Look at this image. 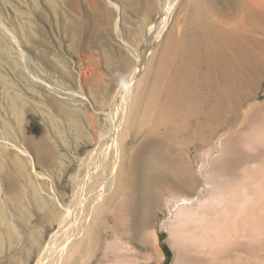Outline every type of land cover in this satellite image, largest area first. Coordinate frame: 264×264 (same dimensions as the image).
Segmentation results:
<instances>
[{
    "label": "bare ground",
    "instance_id": "bare-ground-1",
    "mask_svg": "<svg viewBox=\"0 0 264 264\" xmlns=\"http://www.w3.org/2000/svg\"><path fill=\"white\" fill-rule=\"evenodd\" d=\"M239 1L173 0L168 13H161V28L145 47L120 98L97 106L112 108L107 135L98 140L93 134L99 112L86 125L72 120L75 139L82 137L87 145H95L88 152L89 173L73 180L72 200L47 203L52 195H45L31 181L34 204L46 215L43 231L54 232L33 233L26 191L23 200L14 195L8 204L0 193L1 254L7 245V250L20 245L27 235L30 241L21 254L33 253L35 264H90L96 254L109 257L134 248L149 250L161 264L167 255L155 220L165 207L174 211L175 219L162 225L170 232L174 251L169 264H245V238L249 243L264 239V226L245 233L247 220L258 221L249 218L256 198L244 192L239 180L225 177L219 185H211L205 170L229 144L222 131L231 124L226 115L231 103L245 98L248 82L256 84L257 73L249 70L260 67L258 74L264 73V43L245 35V6L241 13L225 12L219 6L235 7ZM123 2L131 8L136 4V0ZM152 9L148 8L147 17ZM156 43L160 46L153 56ZM22 127L23 140L39 161L53 152L36 124L25 120ZM59 140L68 150V138L62 134ZM1 167L6 186H14L10 171ZM226 169L224 163L217 164L212 174ZM67 186H62V198ZM61 204L65 211H59ZM13 264H18L17 259Z\"/></svg>",
    "mask_w": 264,
    "mask_h": 264
},
{
    "label": "rangeland",
    "instance_id": "rangeland-1",
    "mask_svg": "<svg viewBox=\"0 0 264 264\" xmlns=\"http://www.w3.org/2000/svg\"><path fill=\"white\" fill-rule=\"evenodd\" d=\"M172 3L173 0H136L137 5L131 8L123 0H0V193L8 204L14 201V195L23 200L27 192L34 234L47 233L43 231L47 220L45 211L31 197V181L45 195L54 194L47 203L68 204L72 200L73 180L87 176L88 152L95 149L84 138L75 139L72 120H81L86 125L91 115L99 112L100 120L93 134L98 140L101 134L107 135L108 113L112 108L105 106L99 110L97 106L120 98L119 92L141 60L145 47L153 43L161 28L162 12L168 13ZM219 6L225 12L237 13L245 6V35L264 43V0H240L237 6L229 8ZM150 7L151 18L147 17ZM158 44L153 45V56ZM249 71L252 75L257 73L256 84L248 82L245 98L237 104L232 102L227 111L231 127L222 131L229 138L225 153L219 151L205 168L206 180L211 185H219L225 177L232 182L239 180L245 186L244 192L256 198L249 218L258 221L245 220V233L264 226V73L258 74L260 67ZM25 120L36 124L41 135L52 143L53 152L44 160L39 161L23 140ZM62 134L69 140L68 150L60 144ZM104 149L101 148L102 154ZM193 159L198 169L195 154ZM222 163L227 166L226 172L212 174V169ZM1 165L12 174L14 186H6ZM62 186L68 188L64 198ZM53 187L57 190L53 191ZM58 209L65 211L66 205ZM174 221V211L165 207L155 220L160 245L167 255L161 264H169L174 254L170 232L162 225ZM52 232L48 231L49 236ZM25 237L10 250L6 244L4 254L0 253V264H13L16 259L18 264H35L33 253L21 254L30 239ZM249 242L245 238V264H264V239ZM17 248L22 252H17ZM127 252L109 257L96 254L90 264H157L149 250L134 248ZM89 253L92 255L93 250Z\"/></svg>",
    "mask_w": 264,
    "mask_h": 264
}]
</instances>
